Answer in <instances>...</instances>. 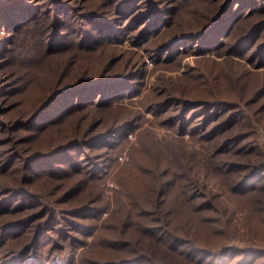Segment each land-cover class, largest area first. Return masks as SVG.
Segmentation results:
<instances>
[{
    "label": "rangeland",
    "instance_id": "obj_1",
    "mask_svg": "<svg viewBox=\"0 0 264 264\" xmlns=\"http://www.w3.org/2000/svg\"><path fill=\"white\" fill-rule=\"evenodd\" d=\"M22 1L41 13L42 26L29 29L25 24L10 33L9 30L0 31V43H2L0 45L2 47H0V88H7V92H10L3 108L15 106L3 112V103H1L3 99H0V108H2L0 125L13 119L16 114L32 109L45 91H50L55 86L60 76L63 81H70L69 79H77V76L83 73L105 72L109 76H126L125 79L129 80L122 79L126 82L121 97L112 100H110L111 97L106 98L110 100L107 105L111 109L102 115L98 131L105 133L106 130L114 131L119 127L120 131H116L105 142L108 146L95 151V156L98 155L95 160L100 162L97 173L76 176L73 168L67 164L61 165L64 171L71 172V175L77 178L85 177V179L79 183L78 189L70 199L68 198L67 203L58 205L60 208L67 209L64 211L63 226L66 227L67 223L70 235L75 236L72 239L75 245L66 240L67 236L61 237L59 234L65 247L55 254L61 255L64 261L69 260L70 264H97V261L103 262L115 256L131 257V255L142 253L145 255L142 264H152L160 260L162 252L166 251L173 260L178 259L179 262L186 263L188 259H192L199 264H208L211 261L210 253L200 261L197 260L200 257L193 258L190 255L189 247L185 245L182 247L183 256L178 257L172 243L167 242L166 231L161 227L151 232L147 231L148 226L144 224L148 225V223L143 222L145 220L143 215L146 216L148 213L147 215L152 216V210L158 211V208L167 205L162 212L170 213L169 216L177 222L179 219H184L185 214H190L183 205L184 201H189L196 206L208 202L210 192H215L217 188L218 180H210L207 176L208 163L203 156L205 152L216 149L213 152L216 158L230 152L237 153L235 159L225 156L224 158L236 160L244 168H252L253 164L254 166L264 164V122H261V117L264 116V95H261L259 103L254 105L262 108L260 116L251 112L254 111L252 107H250L251 111L248 110L253 94L256 96L257 90H264V63L254 62L251 59V46L254 43L246 40L240 50L232 53L230 49L233 48L231 46L233 38L241 34V29L240 31L232 30L228 38L223 37L229 29V23H227L219 28L215 34L217 37L210 41L209 47L205 48L206 51L199 49L198 39L194 38L182 41L169 51H161L164 50L165 43L170 42L174 36L185 32H201L208 25L210 17L226 1L136 0L141 6L133 7L131 9L133 12L130 11L129 16L124 17L118 12V5L128 7L133 0L128 2L125 0L126 3L122 0H58L59 5L66 2L69 6L58 5L55 13L61 17L68 16L70 9L75 7L76 10L69 16L70 20L74 24L84 21L82 25L85 28L88 25L91 32H96V29L94 26L91 27L93 20L84 18L87 12L96 16L101 15V18L108 17L112 21L113 30H103L105 36L101 38V45L97 49H93L94 47H90L88 42L81 40L80 33L76 36V33L65 32L63 37L51 43L52 34L59 31L54 30L46 19L49 11L44 12L40 8L50 5L52 1ZM253 1L254 5L258 3L263 11L255 19L263 20L264 0ZM147 6H151V10H157L153 21H150L154 23L152 25L145 24L149 22L147 16L139 17V13L145 11ZM240 9H235L236 18L239 17ZM128 10L130 8H127L125 12ZM163 15L164 18H162ZM252 23L245 19L239 25H243L246 30L252 26ZM8 34L10 41L6 39ZM12 37L15 40H12ZM4 48L5 51L2 50ZM168 53H174L176 60L171 63H160ZM4 69L6 72L3 71ZM172 86L176 89L190 90L191 94L195 95L193 99L195 101L206 99L207 90L219 89L225 101L214 105L210 112L205 111L208 103H203L202 106L197 104L200 107L188 113H182L185 104L175 101L159 103L155 109L147 107V104L154 98H159L160 94H163L162 96H170L168 93L178 96L182 94L177 91H175L177 93L172 92L170 89ZM246 89L249 91H245ZM167 98L169 97L164 100ZM226 101L239 103L244 112L242 113L244 118L234 119L232 124L224 122L232 112ZM95 108L99 109L97 106L92 109ZM177 112H179L178 115ZM210 113L218 115L219 120L215 124L216 128H221L220 131L211 132L215 124H212L213 122L212 125L209 124L211 120L209 118L213 115H209ZM90 114L93 115V112ZM57 115L58 107H55L45 118L53 119ZM180 117L184 120L176 121ZM179 122L182 125L178 126ZM83 126H80V117L73 115L59 125V128L57 127L58 132L51 131L46 140L52 141L62 131L65 135L75 134L82 131ZM25 135L28 136L29 132L25 131ZM3 137L4 135H0V139H4ZM210 138H213V145H210ZM225 144L230 145L225 147ZM32 145L35 146L33 150L48 148L47 144L38 140H35ZM9 146H11L10 143L5 144L0 147V150ZM14 155L13 149L6 150L5 154L0 155V163L5 162L0 167V183L6 186L19 185L20 178L25 174L26 167L23 161L17 160L12 165L13 158L10 159V157ZM53 161L46 162L43 172L39 173L43 177L35 179L38 183L44 182L43 184L32 185L21 182L18 187L25 190L30 188L33 193L44 197L47 195L49 199L54 196L58 198L63 192L60 187H70L77 179L72 176L60 181L53 174L50 175ZM228 162L234 166L237 165L236 162ZM17 168H19L18 173L15 171ZM164 168H167V171L161 173ZM175 168H185L184 172H181L183 175L179 184L175 182L176 178H173V175L178 172ZM168 171L169 174L166 175ZM38 175L31 174V176ZM163 178L167 181L165 186L161 183ZM195 180L201 182L199 188H191L196 184ZM263 180L264 174H262ZM248 184L252 186V183ZM261 184L263 186L264 181ZM180 190L187 196L190 195V198L183 195L186 200L180 201ZM194 196L199 197L192 201ZM83 203L88 204L86 207L92 210L88 213L83 212L81 216V213H73V210L82 207L80 205ZM232 205L233 203H230V206ZM247 205L248 200L244 199L239 204L240 209L235 207L237 213L233 214L234 220L239 223L240 232L244 235L241 237L244 239L241 246L255 244L256 238L264 240V225L260 230L251 232L250 229L254 215L258 221H264V210L256 215L250 212ZM196 215L198 220L202 221L210 218L213 213L198 211ZM165 216L168 217V215ZM122 222H126L121 226L127 234L124 239L132 242L136 239L133 245L121 247L122 243L113 241L118 239L117 227H120ZM78 223L86 226L83 229L87 232L86 234L80 233L76 225ZM157 224L159 223L156 221L153 225ZM21 231L22 229L7 231L6 235L0 230V255L3 256L0 257V264H17L18 260L12 259L16 257V253H7L11 249H15L16 252L19 247L16 242L29 240V234ZM213 232L215 231L204 232L203 229L196 227L193 228L191 235L206 236V239H208L207 236L217 238ZM76 237L79 239H75ZM214 240L207 241L214 243ZM233 243L230 241L229 244ZM260 246L264 248V243ZM232 256L233 254L228 258L229 260L233 258L231 264L248 262L246 258H242L244 255ZM263 260L264 258L256 263L260 264ZM168 263L171 264V262Z\"/></svg>",
    "mask_w": 264,
    "mask_h": 264
},
{
    "label": "trees",
    "instance_id": "obj_2",
    "mask_svg": "<svg viewBox=\"0 0 264 264\" xmlns=\"http://www.w3.org/2000/svg\"><path fill=\"white\" fill-rule=\"evenodd\" d=\"M50 1H52L50 5H46L44 8L41 7L40 10L44 12H47V10L49 11L46 19L49 20V23H51L52 28L54 27V30L59 31L58 33L52 34L53 40L51 43L63 37V33L65 32L76 33V36L80 33L79 37L81 40L88 42V44L91 45L90 47H94L93 49H97L99 45H101V38L105 36L103 35V30H113L111 24L112 21L108 19V17H104L102 15L103 17L101 18V15L96 16L93 13L84 12L86 13L84 18L93 20L91 21V27L94 26L96 32H91L88 25L86 28L82 25L84 21L80 24H74V22L70 20L69 16L72 11L76 10L75 7L70 9L71 12L67 13L68 16L65 15L66 17H61L58 13H55L56 7L59 5L58 0H44V2ZM122 1L124 3L128 2V0H126V2L125 0ZM225 1V4L223 3L221 8L210 17L209 22H207L208 25L201 32H185L179 36H174L170 42L165 43V46L163 47L164 50L161 51H169L179 45L182 41L189 38L198 39L197 45L199 49L206 51L207 49L205 48L209 47L210 41H213L217 37L215 34L219 28L223 24L229 23V29L226 30V34L223 37L228 38L232 30L240 31L241 29V34L239 33L240 35L236 38L232 37L233 42L231 46L233 48L230 49V51L234 53L236 50H240L246 40H251L254 43L251 46V59L254 62L260 61L261 63H264V19H255L257 15H260V13L263 12L258 3L254 5L253 0ZM59 6L69 5L66 2H63ZM137 6L141 5L140 2L137 3L136 0H133L128 7H123L119 4L118 12L121 16H129V13L133 12L131 9ZM151 6H147L145 11H141L139 13V17L147 16V20H149V22L145 24L149 23L152 25L154 23L150 21H153L157 10H151ZM127 8H130V10L125 12ZM236 8H241L239 10L240 14L238 18H236V15L234 14ZM40 17L41 13L37 12V9L32 8L30 5L28 6L25 1L2 0L0 2V31L9 30L10 33L12 31H16L25 24L28 25L29 29H32L35 26L41 27L42 23L40 22ZM164 17L165 16L163 15L162 18ZM245 19L253 22L251 24L252 26L246 30L243 25H239ZM6 39L7 41L11 40L9 34L8 37L6 36ZM12 40H15L14 37H12ZM1 44L2 43H0V45ZM5 46L7 47V45ZM2 50L5 51V48ZM175 56L176 55H174V53H168V55L163 58L160 63H171L176 60ZM3 71L6 72L5 69ZM125 77L126 76H109L108 74H105V72H98L97 74L83 73L78 75L77 79L71 78L72 80L69 79L70 81H63L60 76V80L57 81L55 86L52 87L50 91H45L44 95L32 109L23 113H18L13 119L7 120V124L4 123L0 125V135H4V139H0V147L5 144H11L8 148L0 150V155L5 154L6 150L13 149L15 155L10 157V159L13 158L12 165L19 160L23 161L26 167L24 168L25 174L22 178L18 175L20 178L19 185L6 186L0 183V219H2V221H0V230L5 232L7 235V231L16 229L20 231L22 229L21 232L24 234L28 233L30 237L27 242H16L19 246L18 249H16V252L15 249H11L7 253H16V257H13L12 259L16 258V260H18L17 264H70L69 260L64 261L61 258V255L55 254L59 251V249L65 247V245L61 242L60 235L61 237L67 236L66 240L71 242L75 237L70 235L67 223L66 227L63 226V219L65 218L64 211L67 209L60 208L58 205L67 203L72 194L78 189L77 187L79 183L85 179V177L77 178V175H85L86 173L92 175L97 173L100 167V162L95 160L98 156H95V151L108 146V143L105 142L108 141V139H110L116 131H120L119 127L114 131L106 130L107 132L104 133L99 132L98 128L103 118L102 115L111 109L107 103H109L112 99H117L122 96V90L125 89V80H128L125 79ZM170 89L174 93L179 92L182 94L180 96L170 93H168L170 96H162L163 94H160L159 98L151 100L147 104V107L155 109L159 103H167L169 101V103H174L175 101L176 103L185 104L186 106L184 107L182 113H188L192 109L202 106L203 103H208L206 104L207 108L205 111L210 112L214 105L225 101L224 96L219 89L211 88L207 90L206 99H199L196 101L193 100L195 95L191 94L190 90L187 91L184 88L176 89L174 86L170 87ZM7 90L8 89L4 87L0 88V97H2L0 99H3L1 101V103H3L2 108L5 106V101L8 100L9 97L7 95H9L10 92L8 93ZM261 90L262 89L256 91V96L253 94V98L251 99L248 109L249 111L253 109L254 111L251 112L253 114H259V116L261 115L260 110L262 108H260L259 105L258 107L254 105L259 103L260 96L264 95V90ZM245 91L249 90L246 89ZM108 97H111V99L107 100L106 98ZM166 97L169 98L164 100ZM227 103L230 107L229 109H232V112L228 115L227 120L224 122L232 124L234 119H239L241 117L244 118V116H242V113L244 112H242V108L239 103ZM197 104H200V106ZM95 106L99 107V109H92ZM13 107L15 106H8L6 109L3 108V112H6ZM55 107H58V115L53 119H46L45 117H47L48 113H50ZM250 107L252 108L250 109ZM2 108H0V110ZM1 111L0 121L2 120ZM89 111L93 112V115H91ZM179 112L176 114L178 115ZM214 114L215 113H210L209 115H211V117L208 115L210 117L208 118L211 119L209 124L212 122V124H217L219 118L218 115ZM73 115H78L80 117V126L84 125L82 131L67 135H65V132L62 131L60 134H57L52 141L46 140V138L51 134V131L58 132L56 131L59 128L58 126L64 123L67 119L71 118ZM259 116L257 115V118ZM178 120H181L182 122L184 118L180 117V119H176V121ZM237 121L240 122V120ZM261 122H264V116L261 117ZM216 124L214 125L215 128L212 126L213 130H211V132L221 130V128H216ZM180 125L182 124L179 122L178 126ZM204 127L205 126H203V128ZM25 131L29 132L28 136L25 135ZM9 133H12L13 135L11 136ZM210 139V145H213V138ZM35 140L47 144L46 147L48 148L43 150H33L35 146L32 144ZM228 141L232 142L233 140ZM226 145L227 144H225V147ZM229 145L230 144L227 146ZM214 150L203 154L208 163L206 168L208 178L210 180H218L217 188L215 192H210L208 202L205 204L200 203L198 205L200 208H198L195 204H191L189 201H184L183 205L190 211V214H185L183 217L184 219H179L177 222L169 216L170 213L162 212L167 208V205L162 206L158 208V211L152 210V216L151 214L147 215L148 213L146 214L147 217L143 215L145 219L143 222L148 223V225L144 224V226H148L147 231L149 232L160 227L162 230L166 231V234L168 235L166 236L167 242L172 243L174 252L178 257L183 256L182 247L185 245L189 247L188 251L190 252V255L193 258L200 257V259H197L200 261L206 258V254L208 255L210 253L209 255L212 262L209 261L208 264H231L233 258L230 260L228 258H230L232 254V257L236 254L244 255L242 258H246L248 260L245 264H258L256 262L264 258V248L260 246L264 243V240L256 238L254 239L255 244H251V246H241V243L244 241L241 237L244 235L240 232L239 223L234 220L233 214L237 213V208L240 209L239 204L244 199L248 200L247 206L250 212L257 215V213H261L264 210V185L262 186L261 184L264 181H262L264 164L256 166L253 164L252 168H244L243 165H240V162L238 163L236 160H226L224 158L225 156L229 159H235L237 153L230 152L226 155L221 153L224 156L216 158V155L213 153ZM50 160H54L51 164L52 172H49L50 175L53 174L54 177L58 178L60 181L68 179L72 176L77 179L70 187H60L63 192L58 198L57 196H54L49 199L47 195L44 197L41 194L39 195L37 193H33L30 188H28L29 190H25L18 187L21 185V182L32 185L43 184L44 182L38 183L35 179L43 177L39 173L40 171L43 172L44 164ZM228 161L236 162L237 165L234 166V164L232 165ZM4 163L5 162L0 163V167H2ZM63 164H67V166L73 168L76 176L71 175V172L64 171V168H61V165ZM175 169L178 172L173 175V178H176L175 182L179 184L180 181H182L181 175L183 174H181V172H184L185 168ZM85 170H87V172H85ZM15 171L18 173L19 168ZM165 171H167V168L161 170V173H164ZM46 172L47 171H45V173ZM33 173L34 175H39L31 176ZM168 174L169 171L166 175ZM194 182L196 184L193 185V187L191 186V188H199L201 182H197L196 180ZM161 183L165 186L167 181L163 178ZM248 183H252V186ZM259 183L261 186H259ZM179 195L180 201L186 200L183 198V195L187 196L186 193L180 190ZM188 197L190 198V195H188L187 198ZM197 197L199 196H194L192 201H194ZM60 201H62V203H60ZM230 203H233V205L230 206ZM87 205L88 204L83 203L80 205L82 207L74 209L73 213H81V216L83 212H90L92 209L86 207ZM73 208L68 209L71 210ZM80 209L83 210L80 211ZM198 211H211L213 215L207 220L200 221L196 215V212ZM22 212L25 213L22 214ZM165 215H168V217ZM84 216L86 215L84 214ZM156 221L159 224L153 225ZM125 223L126 222H122L120 227H117L118 239L116 238L113 240L118 241L119 244L122 243L121 247H127L126 245H133L136 243V239L133 242L131 240L128 241L127 239H124L127 234L121 226ZM76 225L77 228H79L80 233H87L83 231L86 227L84 224L78 223ZM262 225H264V221H258L254 215L250 225L251 232L254 230H260L263 228ZM196 227L203 229L204 232L214 230L215 232L213 233L217 238L207 236L208 239H206V236H192V230ZM75 239L79 238L76 237ZM210 239H215L214 243L207 241ZM230 241L234 243L230 245ZM71 244L75 245V242H72ZM0 257L3 256L0 255ZM160 258V260H156L155 262H152V264H169L168 262H171V264H199V262H194L192 259H188L189 261L186 260L188 261L186 263L179 262L178 259L173 260V257H171L168 252L166 253V251L162 252ZM144 260L145 255L139 253L137 255H131V257L115 256L114 258L103 262H105L104 264H142L144 263ZM151 261L152 260H150V262ZM103 262L97 261L96 263L101 264ZM233 264H238V262ZM260 264H264V260Z\"/></svg>",
    "mask_w": 264,
    "mask_h": 264
}]
</instances>
